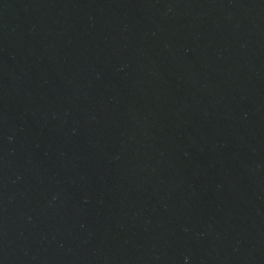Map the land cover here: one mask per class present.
Listing matches in <instances>:
<instances>
[{
    "label": "water",
    "instance_id": "obj_1",
    "mask_svg": "<svg viewBox=\"0 0 264 264\" xmlns=\"http://www.w3.org/2000/svg\"><path fill=\"white\" fill-rule=\"evenodd\" d=\"M0 264H264V0H0Z\"/></svg>",
    "mask_w": 264,
    "mask_h": 264
}]
</instances>
